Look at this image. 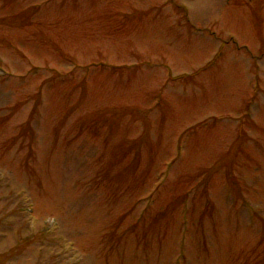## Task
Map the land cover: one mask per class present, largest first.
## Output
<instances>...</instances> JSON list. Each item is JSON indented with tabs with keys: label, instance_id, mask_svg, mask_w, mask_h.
I'll return each mask as SVG.
<instances>
[{
	"label": "rangeland",
	"instance_id": "1",
	"mask_svg": "<svg viewBox=\"0 0 264 264\" xmlns=\"http://www.w3.org/2000/svg\"><path fill=\"white\" fill-rule=\"evenodd\" d=\"M0 264H264V0H0Z\"/></svg>",
	"mask_w": 264,
	"mask_h": 264
}]
</instances>
